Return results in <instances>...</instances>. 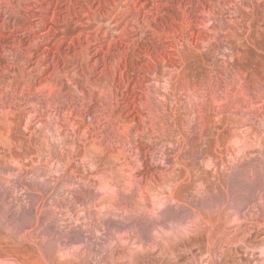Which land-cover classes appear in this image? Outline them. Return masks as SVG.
Here are the masks:
<instances>
[{
	"label": "rangeland",
	"instance_id": "374dc122",
	"mask_svg": "<svg viewBox=\"0 0 264 264\" xmlns=\"http://www.w3.org/2000/svg\"><path fill=\"white\" fill-rule=\"evenodd\" d=\"M0 264H264V0H0Z\"/></svg>",
	"mask_w": 264,
	"mask_h": 264
}]
</instances>
